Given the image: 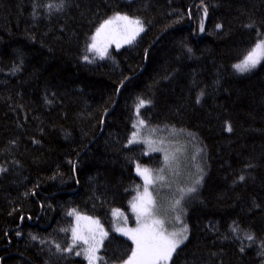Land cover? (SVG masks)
Wrapping results in <instances>:
<instances>
[{
    "label": "trees",
    "instance_id": "1",
    "mask_svg": "<svg viewBox=\"0 0 264 264\" xmlns=\"http://www.w3.org/2000/svg\"><path fill=\"white\" fill-rule=\"evenodd\" d=\"M48 4L60 0H0V264H86L62 251L71 211L107 231L99 264H123L133 245L111 214L128 213L137 165L163 166L129 144L136 119L199 153L186 164L202 168L181 214L187 239L169 264H264V60L234 67L264 36V0ZM117 14L144 31L96 58L89 38Z\"/></svg>",
    "mask_w": 264,
    "mask_h": 264
},
{
    "label": "snow or ice",
    "instance_id": "2",
    "mask_svg": "<svg viewBox=\"0 0 264 264\" xmlns=\"http://www.w3.org/2000/svg\"><path fill=\"white\" fill-rule=\"evenodd\" d=\"M47 7L52 9L56 7L53 4H48ZM63 7V0H60V5L56 7V10H61ZM204 14L207 15V8H204ZM115 21H123V33L124 42L131 43L133 39L140 32L144 31L143 25L138 19H131L127 15L117 14L107 20H105L100 26L96 29L95 34L91 36V43L88 45V50L97 53L101 58L107 54V47L109 43H116L117 48L121 46L120 40L117 39V34L110 29V25H112ZM134 26V27H132ZM220 25H217V28H220ZM251 27V25H249ZM200 31H204L203 21L200 24ZM258 36L260 39L256 42L255 46L245 55L244 59L234 65V67L240 72H247L251 69L255 68L261 60H264V36L258 32ZM84 60L91 62L87 55L84 56ZM123 85L121 84V87ZM202 95V94H201ZM144 100H139L137 105V115L139 116V109L145 105ZM197 103H199V97L197 98ZM139 124L143 125L144 121L139 120ZM133 127L136 128L137 125L133 124ZM227 130L229 132L232 131L231 126H228ZM137 132L132 133V137L129 139V144L138 143L140 141L137 140ZM149 144V148L152 151H161L159 148H153L151 141H145ZM169 156L165 155L166 165L169 161ZM174 159V158H173ZM6 171L4 168H0V172ZM159 175L156 177H152L151 170L147 168L141 169L139 165H137V174L142 176L145 182L144 192L143 194H137L136 197L133 198L131 203V207L133 212L136 213V218L138 222V227L134 229H129L127 231H123L121 229H116L117 231H121L123 235H126L128 239H130L134 245V248L131 251V254L128 258L123 261V264H169L171 261L173 253H175L176 249L187 239V225L181 228L178 232L168 234L166 233L163 225L164 221L158 219L155 214L154 209V201L151 198V193L148 191V185L154 183L155 181H164L165 176L162 175L164 172V168L158 170ZM245 179L244 176L240 177V180L243 181ZM200 181L197 180L196 183ZM189 192H194L195 188H189ZM176 205H179L180 201L177 200ZM73 213H69L72 215ZM113 215H121L118 209L113 210ZM79 220L80 217L77 216ZM91 221L92 224L96 225V229H89V232L92 233L90 236L79 235L77 229H72V238L73 245L72 247H67L62 249V251L71 252L73 247H76L78 241H82L84 244L88 245L85 252V258L88 260V264H95L96 260L99 257L96 256V252L99 249V245L102 243L103 237L107 236V232L103 230L99 226V221L91 220V218H85ZM179 220V216L176 217ZM98 230L101 239L96 240L95 231ZM233 232H236L237 229L232 228ZM19 235V233H17ZM32 239H36L35 236ZM246 239L253 240L252 235H247ZM57 250L61 251L60 246L56 245ZM243 250V249H242ZM80 251H77L75 255H80Z\"/></svg>",
    "mask_w": 264,
    "mask_h": 264
},
{
    "label": "rangeland",
    "instance_id": "3",
    "mask_svg": "<svg viewBox=\"0 0 264 264\" xmlns=\"http://www.w3.org/2000/svg\"><path fill=\"white\" fill-rule=\"evenodd\" d=\"M124 23L125 22L123 21H115L112 25L109 26L110 29L117 34V39L120 40L121 46L119 48H117L116 43H109L107 47V54L104 56V58H101L97 53L93 51H89L88 46H87V51H89V53L94 55L96 58L102 60L107 57L108 53L111 50L118 51L121 50L123 47L131 44L142 32H140L139 35H137L135 39L132 40L131 43H125L124 42L125 34L123 33ZM94 34L95 32L92 35ZM91 36L89 38L88 45L91 43ZM139 120L140 119L135 120V124L137 125V127L134 128L133 130V132L138 133L137 140L140 141L136 144H140L144 147V153L146 156L152 153H159L160 158L163 161V166L161 168H164V172L162 173V175L165 176V180L155 181L154 183L148 185V191L149 193H151V198L154 201L155 214L158 219L164 221L163 227L166 233L168 234L175 233L185 226L181 214H183L184 216V209L188 204L189 200L191 199L189 198L191 192H189L188 189L191 188L196 183L197 180L201 181L200 174L202 168L200 169L194 168V170L191 173H187L186 170V164L189 163L190 159L193 156L198 155V150L194 148L193 141H191L190 139L189 141L187 140V137L189 136L187 137L185 136L184 138L181 137L178 133H173V132L158 133L154 130H150L147 127L148 125L146 124L140 125ZM145 141H151L152 147L159 148L161 149V151L150 150L149 144L146 143ZM166 154L170 158L167 165L165 162ZM159 174L161 173H159L158 170L151 171L152 177H156ZM191 180L193 181L189 183ZM144 186H145V182L142 179V183L139 186V190L132 197L131 202L133 201V198L137 196L138 193L141 195L143 194ZM177 200L180 201L179 205H176L175 203ZM119 212L121 213V215L114 216L113 212L111 214V222H112L111 231L114 234H117L125 238L133 245L132 241L128 239L126 235H123L121 231H117L116 229L127 231L129 229L137 228L139 225L137 222L136 213L133 212L131 203H129L128 213L121 211ZM70 213H73L72 215H70L73 220L72 229L73 228L77 229L79 235L90 236L92 233L89 232V229L91 228L95 230L97 227L96 225L92 224L90 220L85 219L86 217L91 218V220L99 221V226L103 228L105 232H107L98 218L87 216L75 211H71ZM77 216L80 217L79 220L77 219ZM177 216H179V220L176 219ZM106 237H103L102 243L99 245V249L96 252L97 257H99L100 250L102 248V245ZM95 238L96 240L101 239V235L98 230L95 231ZM71 240L73 243L72 230H71ZM185 241L186 240H184V242L180 244L178 248L183 246ZM87 247L88 245L84 244L82 241H78L76 247H74L75 253L77 251H80L81 253L80 255H76V256L84 259L86 261V264H88V260L85 258V252L83 250L86 249ZM95 264H99V259L96 260Z\"/></svg>",
    "mask_w": 264,
    "mask_h": 264
},
{
    "label": "bare ground",
    "instance_id": "4",
    "mask_svg": "<svg viewBox=\"0 0 264 264\" xmlns=\"http://www.w3.org/2000/svg\"><path fill=\"white\" fill-rule=\"evenodd\" d=\"M198 156H199V153H198Z\"/></svg>",
    "mask_w": 264,
    "mask_h": 264
}]
</instances>
